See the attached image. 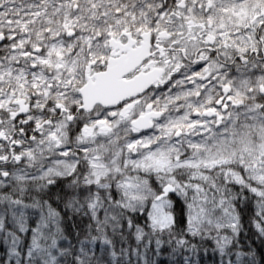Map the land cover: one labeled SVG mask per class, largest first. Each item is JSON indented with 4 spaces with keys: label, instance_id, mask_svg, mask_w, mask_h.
I'll return each instance as SVG.
<instances>
[{
    "label": "snow or ice",
    "instance_id": "6c2138e0",
    "mask_svg": "<svg viewBox=\"0 0 264 264\" xmlns=\"http://www.w3.org/2000/svg\"><path fill=\"white\" fill-rule=\"evenodd\" d=\"M116 225L264 264V0H0V264H122Z\"/></svg>",
    "mask_w": 264,
    "mask_h": 264
},
{
    "label": "trees",
    "instance_id": "16d2710c",
    "mask_svg": "<svg viewBox=\"0 0 264 264\" xmlns=\"http://www.w3.org/2000/svg\"><path fill=\"white\" fill-rule=\"evenodd\" d=\"M109 238L116 241L115 247L117 248L120 258L122 259V264H130L129 257L125 255L127 249L131 247V242L127 241L126 237H122V234L119 232V226H110L108 228ZM67 244L71 245V240L66 241ZM134 244L135 241L133 240Z\"/></svg>",
    "mask_w": 264,
    "mask_h": 264
}]
</instances>
